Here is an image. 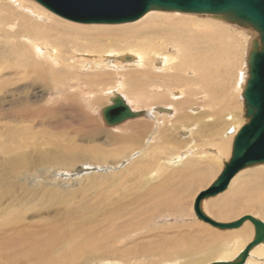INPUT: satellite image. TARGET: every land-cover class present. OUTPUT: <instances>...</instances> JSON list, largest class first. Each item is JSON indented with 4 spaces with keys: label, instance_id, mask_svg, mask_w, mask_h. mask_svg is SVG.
<instances>
[{
    "label": "bare ground",
    "instance_id": "6f19581e",
    "mask_svg": "<svg viewBox=\"0 0 264 264\" xmlns=\"http://www.w3.org/2000/svg\"><path fill=\"white\" fill-rule=\"evenodd\" d=\"M2 2H6V0ZM19 2L21 1L10 0L11 4L7 2L0 5V39L2 38L3 43L8 46V50L0 53V73L10 72L9 74H18L13 75L15 78H10L13 83L0 80V92L12 96L27 95V101L30 103L28 106H37L47 101V94L49 95V91L54 88H56L57 92L65 94V98L70 101V104L83 101L87 103L99 102L102 101L101 94L104 93V90L109 86H115L114 84L116 82L114 80V84L110 85L109 80L112 79L114 74L104 75L101 72L102 69L110 70L111 72L112 70L116 71L119 69V71H121V69H123L124 71H122V74L120 73V80H122V84H124L127 89L128 97L117 87L110 90L109 94L112 96L109 98L110 103L107 106L112 104L111 98H113L115 94H120L134 112H145V115L137 118V120H152L157 117L169 119L177 116L175 118V125H184V127H187L186 125L189 124L187 122L195 121L197 125L199 124L197 136L198 134L201 136L200 140L197 137L196 141L199 142L201 146L210 145L216 147L217 156L220 157L225 153H228V155H230L229 157L232 156L234 139L243 126L242 124L238 125V118H240L242 104L244 105L243 92L249 78V65L247 59L252 49L253 40L257 38V36L255 37V35H253L251 29H247V31L241 30L239 28L242 27L214 16L199 20L196 14L163 11H150L141 19L126 24H81L61 18L36 2L28 3L25 0H23V2L26 3L22 4V7L26 9L22 10L31 17L26 14L27 17L18 14V16L13 19L12 16L16 12L11 5L16 4L18 7ZM12 20L14 21V25L9 24ZM234 26L239 28H235ZM13 29H15V31ZM66 40H69L72 45V51L67 53L69 55L68 57H65L66 45L64 42ZM104 40H107L106 45L108 47L111 46V43H115L118 48H109V50L106 49L102 51L104 45L97 42H102ZM115 44L113 46H115ZM54 46H60V48H55ZM124 47L127 48L119 50ZM0 49L5 50L1 40ZM86 51L87 56H85ZM86 70L89 72L86 73ZM138 71H141L140 75ZM144 72H148V74L143 77ZM71 73H77V75H83L85 77V80H79V85L82 86V88L79 89V95L73 94L69 96L71 93L69 91L71 88L70 85L77 80L75 78H70V81L67 79V76ZM32 77L42 82L40 87L43 88V91H40L41 94L37 92L33 94L25 93L30 90L28 87L17 86L15 90L12 89L13 86L20 84L21 81L29 80ZM116 77L119 78L117 75ZM125 83H127V85ZM30 86L33 88L35 84L32 83ZM84 87L86 89H84ZM175 90H179V92ZM62 93L59 95L64 98ZM78 96L80 101H77L76 97ZM171 97L175 98L172 99ZM200 98L203 99L200 100L202 102L198 101ZM53 100L57 101L56 98ZM23 102L24 100L20 101L21 104H23ZM197 102H200V104L202 103V105H196ZM141 103H144L148 109H137L138 104ZM153 105H158L156 106L157 108L170 110L171 113H159L157 108L156 110L151 108ZM169 105L175 106L177 111L169 107ZM189 108H191L192 113L196 114L193 115L189 112ZM173 110H175L174 115ZM202 110L204 111L203 113H197ZM18 113L19 112H17L15 116L17 121L21 123H23L24 120L27 121L28 118L20 116V113ZM227 114L229 115L227 116ZM145 116L147 118H143ZM29 118V125H22L20 129L26 130L29 134L32 129L51 126L54 122L53 119L48 120L35 116ZM205 119H209V121L212 122V124H210L212 126L209 125L210 122L204 123ZM83 121L84 120L81 122ZM160 123H162L161 125L168 124L167 122ZM80 124L82 125L83 123ZM122 124L109 128L120 127ZM172 125L174 126V124ZM222 125H227V132L225 130V134L228 137L224 138L222 136V138L218 140H213L215 136H220L219 128ZM82 126H84V128L89 127V121H86ZM160 126H155V124L147 122H135L128 125L127 128L131 129V131L135 127L144 128L141 134L138 132L136 136L122 135L124 133L119 136L116 134H108L107 138L113 141V145H123L127 141L129 142L130 137L131 140L133 138L137 145L141 146L145 141V136L152 134V132H157L158 141L151 146H147L146 152L147 155L149 154L147 156L148 158L151 156V152L154 153V156H158L159 154L156 155L157 153H163L164 150L162 147H164L165 144H168L167 146H169V149L172 147H170V145H180L179 140L174 138V135L172 138L167 137L165 133L168 134V132H162ZM78 128H74V133L78 131ZM179 128L177 127V129ZM231 128L234 129L228 132ZM128 129L126 131H128ZM126 131L125 134L127 133ZM204 131L208 133L206 134ZM98 133L99 132L92 129V127L88 128V132L85 135L87 140L85 141L92 142L95 137L99 135ZM27 135L28 134H26V136ZM16 137L18 138V135ZM1 142L0 146L2 144ZM13 142L16 143L14 147H8L4 144L0 147L5 151L4 155H7L6 157H2L3 163L0 164V169L1 165L4 164L6 166L4 171L8 170V175H14L15 172L19 170L29 171L32 169L34 162L31 159V155H28L30 153L25 152L23 148H35L32 150L34 153L32 157L34 156L36 158L37 165H49L53 168L72 167L85 160L107 162L113 157L111 152L105 151L98 146L81 148L74 144L64 146L57 143L49 144L52 147L48 152H45L39 145V147L35 144L30 146L29 143H22L20 140L16 139L12 141V144ZM20 148H22L24 152H21ZM154 149H156V151H154ZM188 156L189 155L182 157L178 156L177 159L170 162L172 166H177L185 162L186 164H184L185 166L187 165V168L179 172H174L173 175L165 176L157 186H153L145 194H137L135 196V205L147 207L149 211H155L163 206L171 212V215H174L173 213L180 215L182 210L179 206V202L183 194L185 192H190L194 187L200 186V184L206 182L217 168V162L215 160L205 159L202 161L200 159H192L186 161ZM158 159L154 157L149 166H147V164L144 166L141 165L144 164V162H136L135 170L143 173L142 171L146 167L150 168L157 165L159 162ZM8 161L11 162L9 167L6 163ZM154 162L155 164L152 165ZM218 166L220 168L218 174L220 175L224 167L221 164H218ZM257 167L258 165L241 171L231 181L228 189L219 194L222 195L221 197H226L223 203L217 202L219 204H215L217 205L215 207L218 208L217 214L221 217V220L238 213L239 210H248L251 207H264V170H260ZM158 169H161V167L158 166ZM22 176L24 177L26 174ZM14 178H17L18 181L7 184L5 188L2 182L4 177L0 171V195H2V202L6 198L10 199L15 197L17 184L19 181L22 182V180H24L15 175ZM209 187H202L203 189L201 188L198 194ZM38 190H41V192ZM5 191L6 193L3 194ZM22 191L25 198L29 197L30 199H33V196L39 194V192L42 193L43 198H38L40 200L39 203H46L48 201L46 199L48 198L50 201H60L58 193H51L52 196H48L49 192L47 188L44 189V187H24ZM205 201L202 203L203 211L205 209L204 212L209 217L217 222H221L209 215L207 208L209 204L205 205ZM17 202L21 204L24 203L23 197L17 200ZM103 207L104 208L101 210L109 214L110 217L131 213L129 204H123L121 202L120 204L112 203L110 210L106 206ZM18 211L22 212V209L19 208ZM2 214L7 215V212L2 210ZM252 217L258 219L255 216ZM149 221L150 219L143 220L142 218L137 223L147 228ZM204 223L201 224L202 228L208 230L205 236L190 235L187 237L182 235L180 239H174L168 236H157L158 239L161 237L159 241L156 239L157 243L151 246L149 245L150 247L146 246L145 250L149 251L147 253H152L153 255L158 253L164 256L179 251L182 253H201L204 249H213V252L216 253L215 251L223 241L235 239L233 249L223 248L214 256V259L216 258V260H214L215 263L233 262L255 237L256 229L251 221H247L240 228L232 230H221L208 223ZM13 224L17 225V222L15 221ZM140 224L129 223L125 224V227L129 228L130 226H135L136 228H141ZM64 225L67 224L65 223ZM16 227L10 223V227L4 226L0 228V253L8 251L10 248H16L17 246L15 244L19 241H23L21 239L22 236L25 237L24 239L26 241H33V239H36V237L32 236V234H34L32 231L30 232L21 226L18 227L20 229L18 232ZM55 229H57V227H55ZM34 231L40 232L42 230ZM46 232L47 234L41 232L44 234L42 237L49 235L50 239H53L57 231L52 232V227L50 226ZM26 234H28L27 237L24 236ZM106 236L108 241L107 247L110 249V254L118 252L115 250L117 240L114 238L118 236V233L113 231L108 233L107 230ZM121 252L126 253L125 250ZM165 260L167 264L173 262L167 259ZM244 264H264V242L250 251Z\"/></svg>",
    "mask_w": 264,
    "mask_h": 264
},
{
    "label": "rangeland",
    "instance_id": "374dc122",
    "mask_svg": "<svg viewBox=\"0 0 264 264\" xmlns=\"http://www.w3.org/2000/svg\"><path fill=\"white\" fill-rule=\"evenodd\" d=\"M2 1L3 0L0 1V5L7 2L8 4H11L10 0H6V2ZM19 1L21 2H19L18 7L16 6V4L11 5V7H13L14 11L16 12L12 16L13 19L18 16V14H22L24 16L28 15L22 10L26 9L25 7H22V4H25L26 2H23V0ZM25 1H27L28 3L35 2L34 0ZM196 16L199 20L209 18V16L211 18V15ZM9 24L14 25V21L12 20V22ZM234 27L239 28L236 26ZM239 29L247 31V29L244 28ZM13 30L15 31V29ZM252 33L253 35H255V37L257 36V33H255V31H252ZM0 40L5 47V50L0 49L1 53L8 50V46L3 43L2 38ZM106 42L107 40L97 42L101 45H104L102 47V51L106 49L109 50V48H118L115 43H111V46L108 47L106 45ZM64 43L66 45L65 57H68L69 55L67 53H70L72 51V45L69 40H66ZM114 44L115 46H113ZM54 47L60 48V46ZM125 48L127 47L121 48L119 50ZM85 56H87V51L85 53ZM122 71L124 70L121 69V71H119V69H117L116 71L112 70L111 72L110 70L102 69L101 72L104 75L111 73L114 74V76H112V79L109 80L110 85L114 84V80L116 82L114 84L115 86H109L104 90V93L101 94L102 101L99 102L87 103L86 101H83L77 102L75 104H70V101L66 100L65 94H63L62 92H57L56 88H54L49 91V95L47 94V101L37 106H28L30 105V103L27 101V95L22 94L21 96H12L0 92V142L2 141L0 147H2L3 144L8 147H14L16 143L13 142L12 144V141H15L16 139L20 140L22 143H29L30 146L34 144L36 146L39 145L45 152H48L51 149L52 146H50L49 144L60 143L64 146L74 144L80 146L81 148L98 146L103 148L105 151H109L113 154V157L107 162L85 160L72 167L53 168L49 165H37L36 158L34 156L32 157V155L34 154L32 150L35 148H23L25 152L30 153L28 155H31V159L35 164L33 163V167L29 171L19 170L18 172H15V176L21 177L20 179H24L22 180V182L19 181V185L17 184L15 189V197L10 199L6 198L2 202V195H0V228L4 226L10 227V223H12V225L15 227L22 226L24 229H27L30 232L32 231L34 233L32 234V236L36 237V239H33V241H26L24 239L25 237L22 236L21 239L23 241H19L17 244H15L17 246L16 248H10V250L0 253V264H167V261L165 259L173 261L171 262V264H212V261L213 263H215L214 260H216V258L214 259V256L219 250L223 248L230 250L233 249L235 239H227L226 241H223L215 251L216 253L213 252V249H204L203 251H201V253H182L179 251L164 256L158 253L153 255L152 253H147L149 251L145 250L146 246L150 247L152 244L157 243L156 239L159 241V239L163 236L180 239L182 235L187 237H189L190 235L205 236L208 233L207 229L202 228L201 224H203L204 222L200 221L195 215L193 207L195 199L202 187H209L217 180V177L219 175L218 172H220L218 164H221L224 167V164L227 163V161H229L231 157H229L230 155H228V153L223 154L221 157L217 156L218 154L216 153V147L210 145L201 146L200 143L196 141L197 137L199 140L201 137L199 136V134L197 136L199 124L197 125V122L195 121H189L187 122L189 124H185L187 127H184V125L180 126L179 124L175 125V118L177 116H175L174 118H169L170 120L163 117H157L156 119L152 120L133 119L120 125V127H116L117 129L109 128L107 125H105L101 116V110L110 103L109 98L112 96L109 94L110 90L119 87L122 92L128 97L127 89L125 85L122 84V80H120V73L122 74ZM85 72L88 73L89 71L86 70ZM9 73L10 72L0 73V80L3 82L13 83L10 78H15L13 75L18 74ZM140 73L141 71H138L139 75ZM75 74L71 73L69 76H67V79L69 81L72 78L77 79L70 85L71 88L69 91L71 93H68L69 96L73 94L79 95V89L82 88V86L79 85V80H85V77L83 75H77V73ZM147 74L148 72H144L143 77ZM116 75L119 76V78H117ZM32 83L35 84L33 88H31L30 86ZM125 84L127 85V83ZM41 85V81H37L34 77H32L29 80L21 81L20 84L13 86L12 89L15 90L17 86L28 87L30 90L26 91L25 93L33 94L37 92L38 94H41L40 91H43V88L40 87ZM84 89L86 88L84 87ZM175 91L179 92V90ZM60 93L63 94L64 98L59 95ZM55 98L57 99V101L53 100ZM76 98L77 101H80L79 96ZM171 98L174 99L175 97ZM201 99L202 98H200L198 101H200ZM21 100H24L23 104L20 103ZM200 102H197L196 105L198 104L201 106L202 103L200 104ZM156 106L158 105H153L151 106V108H153V110H156ZM169 107H172L177 111V108L175 106L169 105ZM137 109L142 110L148 108L144 103H141L138 104ZM175 110H173V115L175 113ZM242 110L239 116L240 118H238V125L242 124L244 126L248 120L244 116L243 104ZM188 111L192 113L191 108H189ZM17 112L20 113V116L28 118L27 121L24 120L23 123L17 121L15 119ZM203 112L204 111L202 110L198 111L197 113L201 114ZM192 114L195 115L196 113ZM228 115L229 114H227V116ZM32 116L46 118L48 120L53 119L54 122L51 126L37 127L35 129H32L30 134L26 132V130H20L22 128V125H29L28 120H30L29 117ZM143 118L147 117L145 116ZM82 120L84 121L81 122ZM86 121H89V127L84 128V126L82 125L85 124ZM135 122H147L150 124L153 123L155 124V126H160L162 124L160 122H167L168 124H163L160 126V128H162V132H168V134L170 133L169 135L165 133V135L170 138H172V136L174 135V138H177L179 140V144L181 145V147L180 145H170V147H172L169 149V146H167L168 144H165V148L162 147L164 150L163 153H157L156 155H159L154 156V153L151 152V156L148 158L147 156L149 154L147 155L146 147L151 146L158 141L157 132H152V134L145 136V141L141 146L137 145L134 142L133 138L131 140L130 137L129 142L127 141L123 145H113V141H110L107 138L108 134H116L118 136L122 133H124L122 135L125 136H136L138 135V133L141 134L144 128L135 127V131L134 129H132L131 131V129L127 128L128 125ZM80 123L83 124L81 125ZM204 123H209V125L212 124L209 119H205ZM172 124H174V126ZM91 127L92 129L97 130L99 132V135L95 137L92 142H88L85 141L87 140L85 135L88 132V128ZM177 127L180 128L177 129ZM74 128H78V131H76V133H74L73 131ZM220 128V136H215L213 140H218L219 138H222V136L224 138L228 137L225 134L227 125H222ZM127 129L128 131H126ZM233 129L234 128H231L228 132L232 131ZM83 130H86L87 132ZM125 131L127 132L126 134ZM204 132L206 133V131ZM26 134L28 135L26 136ZM17 135L18 138L16 137ZM20 149L21 152H24L22 148ZM154 151H156V149H154ZM4 154L5 151L3 150V148H0V164L3 163L2 157L7 156H5ZM186 155H189L186 161L192 159H200L202 161L205 159L215 160L217 162V168L215 172L211 174V176L214 174L212 176L213 178L210 176V180L207 179L206 182L203 183L204 185L200 184V186H196L191 189L190 192H185L183 194L179 202V206L182 210V213L180 215L176 213H173L174 215H171V212L163 206L155 210V212L147 210V207H140V205H135V196L137 194H145L150 188L155 185L157 186L165 176L173 175L174 172H179L187 168V165L185 166V162V164L182 162V164L180 163L177 166H172L170 163L172 160L177 159L178 156L182 157ZM154 157H157V159L159 158V162L157 165L152 166L153 168L146 167L147 169L145 168L142 171L143 173L135 170L136 162H144V164L141 165L144 166L145 164H147V166H149L151 165L150 162ZM10 161L6 162L8 167L11 165ZM154 164L155 162L152 165ZM158 166H160L161 169H158ZM257 168H259L260 170H264V164L258 165ZM1 169L0 171L2 172V176L4 177L2 182L5 188L7 184L15 183L18 181L17 178H14V175L7 174L8 170L4 171L6 169V166L4 164L1 165ZM24 174H26V176L23 177L22 175ZM24 187H44V189L47 188L49 192L48 196H52L51 193H58L60 201H50L48 198L46 199L48 200L46 203H39L40 200L38 198H43L42 193H40L41 190H38L40 191L39 194L34 195L33 199H30L29 197L25 198L22 191V188ZM4 193H6V191L3 192V194ZM221 196L222 195H218L205 201V205L209 204L207 207L208 212L209 215L213 218L220 220L223 223H231L244 216L252 215L257 217L259 220L261 219L262 221H264V207H251L248 210H239L238 213L221 220V217L217 214L218 208L215 207L217 206L215 204H219L217 202L223 203L225 201L226 197L224 198ZM22 197L24 203L21 204L17 202V200H20ZM120 202L123 204H129V206L131 207V213H124L121 214L122 216L110 217L109 214L104 213L101 210L102 208H104L103 206H106L110 210L112 203L120 204ZM19 208L22 209V212L18 211ZM2 210L6 211L7 215H3ZM2 216L4 219L2 218ZM140 218H143V220L150 219L147 228H145L142 224L137 223L139 222V220H141ZM15 221L17 222V225L13 224V222ZM65 223L67 225H64ZM129 223L140 224L141 228H136L135 226L126 228L125 224ZM50 226L52 227V232L57 231L56 235L53 237V239H50L49 235H47L46 237H42L44 234H47L46 230H48ZM18 227L16 228L19 232L20 229ZM55 227H57V229H55ZM33 229L42 231L38 232L34 231ZM107 230L108 233L111 231L118 233V236L114 237L117 240L115 250L118 252L116 253L110 254V249H108L107 247ZM41 232H44V234ZM24 236L27 237L28 234ZM157 236L161 237L158 239ZM123 250H125L126 253H122L121 251Z\"/></svg>",
    "mask_w": 264,
    "mask_h": 264
},
{
    "label": "water",
    "instance_id": "95a60500",
    "mask_svg": "<svg viewBox=\"0 0 264 264\" xmlns=\"http://www.w3.org/2000/svg\"><path fill=\"white\" fill-rule=\"evenodd\" d=\"M66 20L81 24H126L135 22L150 11L211 15L257 33L248 56L249 78L243 92L247 123L234 139L232 156L222 173L195 199L194 211L200 221L221 230L238 229L247 221L255 225V237L233 262L244 264L250 251L264 242V222L244 216L231 223L217 222L202 208L203 201L225 192L241 171L264 164V0H34ZM112 104L102 110L108 127L140 118L145 112H134L127 101L115 94ZM159 113L170 110L157 108Z\"/></svg>",
    "mask_w": 264,
    "mask_h": 264
}]
</instances>
